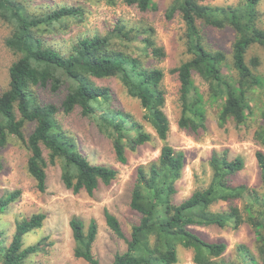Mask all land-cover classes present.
<instances>
[{"label":"trees","instance_id":"trees-1","mask_svg":"<svg viewBox=\"0 0 264 264\" xmlns=\"http://www.w3.org/2000/svg\"><path fill=\"white\" fill-rule=\"evenodd\" d=\"M114 4L116 0H106ZM141 12L156 8L154 0H121ZM260 0H238L236 4H209L203 0H172L166 17L180 15L186 27V53L189 59L170 70L179 80L180 116L177 126L191 133L206 130V101L219 103L218 123L229 119L239 128L245 126L260 110V123L253 138L264 147V76L258 72V56L246 57L253 44L264 47V27L259 25ZM87 16L83 5H62L32 12L25 0H0V20L10 27L5 45L17 59L8 68V87L0 92V149L10 136L16 137L29 151L27 173L34 179L40 192L46 190L48 165L59 164L65 188L74 193L85 190L89 195L100 184L109 185L118 176V169L92 163L79 149L74 136L63 130L56 120L61 110L65 114L79 108L80 115L96 125L112 142L116 160L127 162L125 151L152 140L153 136L130 114L112 105V92L94 79L116 77L127 93L138 99L157 138L162 142L157 159L147 167L139 165L130 191L129 207L139 219L125 236L118 218L103 210L105 224L125 243V250L116 252L110 264H177L178 249L192 252L193 264H264V152L255 151L260 174V187L245 183L233 185L230 177L244 167L240 155L228 157L227 150L212 151L208 165L210 178L205 186L195 188L179 202H174L176 182L184 169L185 152L168 141L170 122L163 107L165 94L160 87L163 72L147 68L139 56L165 55L151 36L150 27L114 24L104 35H82L65 50L55 46L52 36L66 31L70 23L81 24ZM219 29L230 27L235 32L232 43L231 68L235 75L222 72L227 57L222 51H211L203 45L197 26ZM144 34L145 36L139 38ZM47 36H50L49 38ZM141 42L140 53L133 55L130 48ZM123 47V48H121ZM198 74L208 85V97L194 84L192 75ZM67 88L60 106L41 102L37 88L56 92ZM252 102L254 104H252ZM26 123L33 129L26 136ZM45 150L47 156H45ZM2 163L0 160V170ZM20 196L19 190L6 191L0 196V214ZM239 199L241 206L229 205L226 210H212L217 202ZM45 214L33 213L16 217L8 244H3L0 231V264H27L38 244L25 246L24 236L42 226ZM74 247L73 255L88 264H100L92 251L97 224L91 218L85 227L79 216L69 219ZM247 224L254 234L253 250L238 244L231 258L224 257L226 243L204 239L194 226L211 225L237 229Z\"/></svg>","mask_w":264,"mask_h":264},{"label":"rangeland","instance_id":"rangeland-1","mask_svg":"<svg viewBox=\"0 0 264 264\" xmlns=\"http://www.w3.org/2000/svg\"><path fill=\"white\" fill-rule=\"evenodd\" d=\"M156 8L141 12L134 6H128L121 0L109 4L106 0H25L26 7L32 12H43L62 5H83L87 8V16L81 24L70 23L66 31L52 36L55 46L65 50L82 35L106 34L114 24L125 23L127 26H143L152 28L151 36L157 46L164 49L165 55L157 59L141 53L139 56L147 68H159L163 72L160 87L165 94L163 110L170 122L168 143L176 149L185 152L184 169L181 178L176 182L177 193L174 202L188 197L192 191L205 186L210 178L211 170L208 159L212 151L227 150L228 157L240 155L244 159V167L230 177L233 185L245 183L248 186L259 188L260 174L255 158V151L264 147L257 144L253 138L255 129L260 123V110L253 105L254 114L249 117L245 126L237 128L229 119L223 126L218 123L219 103L206 101V130L191 133L177 126L180 116L179 80L176 73L170 72L182 61L190 58L186 53V27L180 15L175 13L171 18L166 17V11L172 0H154ZM209 4H236L238 0H203ZM259 25L264 27V0L258 5ZM197 26L203 37V45L211 51L225 53L226 64L222 65V72L235 75L231 66L232 43L235 32L230 27L223 29L206 26L197 21ZM10 33V27L0 20V92L8 87V68L18 57L4 43ZM142 34L139 38L144 37ZM48 38L50 36H47ZM123 48V47H121ZM142 48L137 41L131 53L137 55ZM258 56L260 65L258 72L264 76V47L253 44L246 53L247 59ZM194 84L208 97L207 83L196 73L192 75ZM95 83L106 86L112 92V105L130 114L140 122L153 136L152 140L135 150L126 149L127 162L122 164L116 160L112 142L101 133L94 122L82 117L79 108L69 114L61 110L56 120L61 128L75 137L80 151L92 162L113 166L118 169V176L109 185L100 184L92 195L85 190L74 193L65 188L60 177L59 164L48 165L46 169V190L40 192L35 186L34 179L27 173L26 162L29 151L16 137L10 136L7 144L0 149V196L6 191L19 190L20 196L8 209L0 214V231L3 244H8L14 230V219L42 212L45 219L40 228L27 233L24 245L38 244L35 254L27 259V264H88L81 258L73 255L74 242L69 227V219L79 216L85 227L91 218L97 224V233L92 245L93 253L98 257L100 264H110L116 252L125 250V243L117 238L105 224L103 210L106 208L119 220L125 236H129L130 227L137 223L138 213L129 207L130 191L136 178V169L139 165L147 167L157 159L162 142L157 138L150 123L143 118L144 109L138 99L130 96L125 87L116 77L94 79ZM41 102H52L57 106L67 93L62 86L52 92L49 88H37ZM252 104H254L252 102ZM33 123H26L23 128L25 136L33 129ZM45 156L47 152L45 150ZM239 199L230 202H217L211 206L212 210H226L229 205L241 206ZM198 234L210 241H224L227 245L224 257L231 258L238 244H245L253 250L254 234L247 224L237 229L220 228L215 225L207 227L194 226ZM179 262L177 264H193L190 250L178 249Z\"/></svg>","mask_w":264,"mask_h":264}]
</instances>
